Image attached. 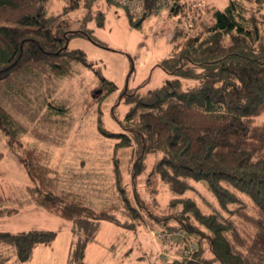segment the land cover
<instances>
[{
    "label": "trees",
    "instance_id": "trees-1",
    "mask_svg": "<svg viewBox=\"0 0 264 264\" xmlns=\"http://www.w3.org/2000/svg\"><path fill=\"white\" fill-rule=\"evenodd\" d=\"M80 6L81 1L70 0L62 12L48 15V0H0V83L15 91L22 85L19 77L26 74H43L50 84L53 76L72 75L74 62L94 69L82 50L66 46L74 35L103 44L88 28L70 29L71 12ZM124 8L131 22L141 25L153 14L154 2L146 0L147 11L137 21ZM168 10L183 23L178 1ZM206 11H213L210 5ZM178 30L170 55L158 64L170 78L143 97L122 89L129 104L124 120L119 119L125 132L109 130L101 122L98 128L105 136L121 139L117 148L135 145V178L147 169L148 156H155L150 174L171 190L169 205L174 210L153 218L167 227H173L168 220L174 219L186 233L184 242L199 235L194 243L199 246V237L204 238L212 252L203 258L200 247L192 254L196 260L184 251L161 264H264V120L258 121L264 114V0H230L224 9L213 11L211 24L186 42L181 37L187 32ZM94 70L105 93L101 95L119 89ZM53 104L51 100V108L59 109ZM0 130L38 201L72 221L75 238L67 264H86L87 244L101 220L138 228L141 213L128 194L119 157L114 171L122 205L96 209L56 193L42 152L23 140L26 126L1 102ZM193 182H204L214 196L216 203L208 212L186 195L197 190ZM134 194L139 199V193ZM13 211L0 209V215ZM57 235V230L41 228L0 230V264L29 261L35 247L51 245Z\"/></svg>",
    "mask_w": 264,
    "mask_h": 264
},
{
    "label": "rangeland",
    "instance_id": "rangeland-1",
    "mask_svg": "<svg viewBox=\"0 0 264 264\" xmlns=\"http://www.w3.org/2000/svg\"><path fill=\"white\" fill-rule=\"evenodd\" d=\"M80 1L81 6L71 12L70 29L88 28L103 44L85 35H74L68 42L69 47L82 50L86 60L94 64V69H99L100 75L114 81L119 89L107 97L101 95L104 91L96 71L74 62L72 75L53 76L50 84L45 75L35 73L20 76L23 86L15 91L0 83V102L18 122L26 126L21 136L26 143L37 146L42 152L44 163L51 169L50 176L55 182L57 194L83 201L96 209L122 205L115 186L114 171L115 160L119 157L128 194L141 213L139 225L131 230L101 220L98 233L87 244L89 264H93L92 260H97L98 264H119L126 255L129 256L127 264L130 261L132 264H151V260L153 264L162 263L168 257L181 256L184 247V243L173 237H164L170 238L167 240L158 238L160 233L180 229L174 219L168 220L173 227H167L162 224L163 221L153 218L154 214L163 216L173 212V207L169 205L172 192L156 174H150L154 155L146 159L147 169L133 177L131 167L135 145L117 148L121 139L103 135L98 126L101 122L109 130L125 132L123 121L119 119L124 120L129 104L122 89L127 88L125 92H137L143 97L161 86L170 74L158 64L170 55L174 33L185 29L187 33L181 40L186 42L205 24H211L213 11L224 9L230 0H207L213 11L201 15L198 24L192 28H187L169 10L153 13L141 25H136L131 22L124 6L118 3ZM69 2L48 0V15L62 12ZM51 100L59 109L51 108ZM263 120L264 114L258 118L259 122ZM193 184L197 190H189L186 195L195 198L202 210L208 212L216 203L214 196L204 182ZM31 186L24 166L10 151L0 130V209H15L0 215V230H57L53 243L38 245L32 258L23 264H66L70 241L75 236L73 223L38 201ZM136 191L139 199L134 194ZM196 236L199 235L190 239L197 243ZM199 239L197 248H203L202 257H211L206 239ZM125 249H128V254L123 252ZM143 253L144 257L138 259L137 256ZM192 258L196 260L195 255Z\"/></svg>",
    "mask_w": 264,
    "mask_h": 264
},
{
    "label": "built area",
    "instance_id": "built-area-1",
    "mask_svg": "<svg viewBox=\"0 0 264 264\" xmlns=\"http://www.w3.org/2000/svg\"><path fill=\"white\" fill-rule=\"evenodd\" d=\"M115 1H117L119 4L125 6L128 9L134 20L141 19L147 11L146 0ZM176 1H178L180 4V14L182 16L183 22L190 28L198 24V18L200 17V15H203L205 13V8L207 6L205 0H152V2H154L153 13L157 14L163 10H168L170 7H175ZM176 229L177 228H174V231L172 230V232L169 233H160V236L158 235V238H162L161 240H167L170 238L164 237H173L174 239H177L182 243H188L186 248L183 247L182 252L186 251V253L190 257H192V254H194L197 249V245L190 240L184 242L186 241V233L181 228L177 230Z\"/></svg>",
    "mask_w": 264,
    "mask_h": 264
},
{
    "label": "crops",
    "instance_id": "crops-1",
    "mask_svg": "<svg viewBox=\"0 0 264 264\" xmlns=\"http://www.w3.org/2000/svg\"><path fill=\"white\" fill-rule=\"evenodd\" d=\"M206 1V3H207V6L209 5V3H208V1L207 0H205ZM206 6V7H207ZM205 13H206V8H205ZM74 238H75V236H74ZM74 238H73V240H74ZM73 240H71L70 241V245H71V247H72V243H73ZM90 246V244L88 245V247ZM38 247V246H37ZM37 247H35V250H36V248ZM34 250V251H35ZM33 251V252H34ZM70 251H71V249H70ZM125 254H128L129 253V251H128V249H125L124 251H123ZM34 254V253H33ZM155 254H156V252H155ZM88 256H89V250H88V248H87V251H86V257H85V260H86V264H89V260H88ZM140 257H144V253L142 254V255H140V256H137V258L139 259ZM152 258H150V260H151ZM128 260H129V256L128 255H126V257H124L123 259H121V261L119 262V264H127L128 263ZM67 262V261H66ZM92 262H93V264H98V261L97 260H92ZM133 262H131L130 261V263L129 264H132ZM67 264V263H66ZM115 264H118V263H115ZM151 264H153L152 263V260H151ZM158 264H161V262H159Z\"/></svg>",
    "mask_w": 264,
    "mask_h": 264
},
{
    "label": "water",
    "instance_id": "water-1",
    "mask_svg": "<svg viewBox=\"0 0 264 264\" xmlns=\"http://www.w3.org/2000/svg\"><path fill=\"white\" fill-rule=\"evenodd\" d=\"M173 9V8H172ZM69 43L66 44V46H68Z\"/></svg>",
    "mask_w": 264,
    "mask_h": 264
}]
</instances>
